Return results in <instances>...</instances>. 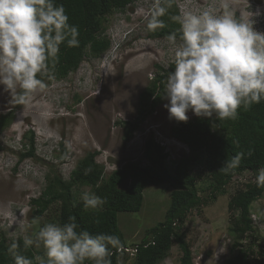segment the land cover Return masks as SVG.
<instances>
[{"label": "rangeland", "instance_id": "rangeland-1", "mask_svg": "<svg viewBox=\"0 0 264 264\" xmlns=\"http://www.w3.org/2000/svg\"><path fill=\"white\" fill-rule=\"evenodd\" d=\"M185 2L176 0L175 5ZM211 2L191 0L189 6L203 8ZM151 3L152 0H135L126 8L111 12L103 21L101 34L110 40L109 48L99 56H86L78 69L66 77L44 82L45 89L34 93L28 103L14 102L0 85V115L11 112L13 117L0 131V230L8 238H34L45 224L59 225L60 202L51 204L44 215L37 217L38 206L32 199L41 196L55 176L68 182L72 170L88 152L98 151L96 161L104 166L105 178L127 162L147 164L145 142L151 136L166 147V163L171 170L178 159L190 154L188 146L171 135L174 119H169L164 107L167 99L140 123L130 139L125 138V127L119 123L139 120L141 93L151 85L161 67L168 69L172 64L173 52L165 37H153L147 29L144 16ZM245 3L247 11L259 9L260 15L253 17L254 27L264 31V0H242L237 15ZM188 116L196 115L189 109ZM31 138L34 155L22 158L31 148ZM63 147L67 154L64 162L60 161ZM204 164L193 162L191 167L200 189L210 182ZM257 174L250 170L235 174L227 192L213 201L201 190L200 194L209 199L208 204L193 208L179 231L191 247V264H242L237 258L240 250L249 245L250 264H263L264 193L251 205L254 229L249 234L239 235L232 230L234 218L240 213L229 207L231 196L248 182H255ZM128 186L129 182L121 185ZM85 191L96 195L92 185L73 186L76 203L82 201ZM172 191L169 182L149 185L144 190L141 210L119 212L125 243L135 245L150 237L151 230L165 220ZM34 218H38V223H33ZM37 249L45 252L42 245ZM182 255L175 241L159 264H181ZM134 259L124 255L120 264H134Z\"/></svg>", "mask_w": 264, "mask_h": 264}, {"label": "clouds", "instance_id": "clouds-1", "mask_svg": "<svg viewBox=\"0 0 264 264\" xmlns=\"http://www.w3.org/2000/svg\"><path fill=\"white\" fill-rule=\"evenodd\" d=\"M175 2L152 0L144 16L148 31L165 27L161 17ZM241 3L242 0H212L196 9L189 6L191 0L177 3L178 14L170 19L179 25V42L176 32L165 37L174 65V71L166 77L163 94L169 101L164 107L170 120L187 123L191 109L197 117L212 118L215 114L219 121H234L242 106L248 110L264 100V31L254 27L253 18L260 11H247L245 3L237 15ZM78 36V27L69 23L62 4L56 5L53 0H0V85L4 91L14 102L28 103L34 93L46 87L38 76L52 78L60 46L66 42L68 47H78ZM243 157L244 153L238 152L219 170L233 172ZM90 171L85 169V175ZM255 183L264 188V167L258 169ZM81 199L85 210L97 209L106 202L87 191ZM33 223H38V218ZM77 227L75 216L63 225L47 223L34 238L24 235L23 247L27 250L33 245L43 246L46 259L36 256V264H113L110 248L122 252L120 237L78 232ZM20 247L19 241L13 239L8 248L15 264H34L33 259L20 254Z\"/></svg>", "mask_w": 264, "mask_h": 264}, {"label": "trees", "instance_id": "trees-1", "mask_svg": "<svg viewBox=\"0 0 264 264\" xmlns=\"http://www.w3.org/2000/svg\"><path fill=\"white\" fill-rule=\"evenodd\" d=\"M135 0H53L56 5L62 4L69 23L77 26L79 31V46L68 47L65 42L60 46L58 62L51 69L52 78L38 76L44 82L66 77L70 72L78 69L86 56H99L110 46V40L102 37L103 21L114 10L124 9ZM175 3L161 19L165 22L164 28L151 32L153 37H166L176 32L179 39V25L174 23L170 17L178 14ZM51 68V64H50ZM151 85L141 93L140 118L137 121H120L125 127V138L133 137L140 123L152 114L156 108L165 100L164 83L170 71H174L171 64L168 69L160 68ZM20 92V89H19ZM18 92V93H19ZM158 94V95H157ZM156 97L153 99V97ZM12 113L0 115V131L7 127L12 121ZM215 124V128H213ZM171 135L177 140L185 143L190 154L178 159L173 170L167 166L169 153L163 144L155 140L153 136L145 142V157L147 164L139 162H127L121 167L114 169L106 178L104 166L96 161L98 151L88 152L71 172V179L67 182L60 176H55L44 193L32 199V203L38 207L36 216L41 217L49 206L60 202L59 225L68 222L70 216L76 217L77 231L87 230L92 234L107 233L120 237L123 244V234L119 227V212L139 211L143 206L144 190L149 185H159L169 182L173 186L171 203L167 209L165 220L159 222L150 232V237H144L138 245V251L134 256V264H159L170 251L176 241L183 251L181 264H191L192 251L183 234L179 231L183 227L188 213L193 208H200L208 204L219 194H225L227 186L234 175L245 170L258 172L264 167V100L260 104H253L250 109L245 110L243 106L239 109L236 120L219 121L215 116L212 118L193 117L188 122H177L171 124ZM31 148L22 154V158L34 155V142L31 138ZM238 145V146H237ZM63 155L60 161L64 162L66 150L63 147ZM238 152H243L244 157L238 168L233 172L223 173L219 169L223 162L234 157ZM251 152V155L248 153ZM204 161V173L210 180L209 186L199 188L197 176L192 172L193 162ZM91 171L85 175V169ZM129 182L128 187H121ZM76 184H89L95 189L97 196L105 199L103 207L97 209H84L83 201L75 202L72 188ZM201 190L207 192V196L200 194ZM264 193V188L257 187L255 182H248L243 189H239L231 196L229 207L238 210V218H234L232 230L239 235H246L253 231V218L251 205ZM148 235V234H147ZM19 241L20 254L33 259L36 256L45 257V252L32 246L25 250L23 237L14 238ZM13 239L8 238L6 232L0 230V264H15L14 258L8 251ZM239 245V243H237ZM241 249L238 260L242 264H250L248 251ZM115 249H111L112 252ZM116 251V250H115ZM264 264V250L261 252ZM123 255L113 253L110 257L113 264H120ZM234 263V262H230ZM85 264L93 262L85 261Z\"/></svg>", "mask_w": 264, "mask_h": 264}, {"label": "built area", "instance_id": "built-area-1", "mask_svg": "<svg viewBox=\"0 0 264 264\" xmlns=\"http://www.w3.org/2000/svg\"><path fill=\"white\" fill-rule=\"evenodd\" d=\"M138 245H139L138 243L135 245L126 244V245H124L122 252H117V253L121 254V255L135 256L137 251H138ZM112 253H116V251L113 250Z\"/></svg>", "mask_w": 264, "mask_h": 264}, {"label": "bare ground", "instance_id": "bare-ground-1", "mask_svg": "<svg viewBox=\"0 0 264 264\" xmlns=\"http://www.w3.org/2000/svg\"><path fill=\"white\" fill-rule=\"evenodd\" d=\"M57 158V157H56ZM44 162V161H43ZM29 167V166H28Z\"/></svg>", "mask_w": 264, "mask_h": 264}]
</instances>
